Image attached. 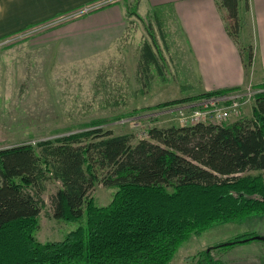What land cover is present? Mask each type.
Listing matches in <instances>:
<instances>
[{
    "label": "trees",
    "instance_id": "trees-1",
    "mask_svg": "<svg viewBox=\"0 0 264 264\" xmlns=\"http://www.w3.org/2000/svg\"><path fill=\"white\" fill-rule=\"evenodd\" d=\"M218 1L227 9L228 33L238 41L240 0ZM127 13L140 18L135 5ZM155 48V39L144 42L141 74L151 67L163 74ZM252 57L250 44L246 66H252ZM94 124L37 145L0 149V264H170L192 235L264 214V176L252 174L264 170V89L255 93L250 118L154 126L136 144L132 134L115 135L100 128L102 122ZM49 181L60 182L50 196L53 217L75 221L85 216L86 224L61 240L43 242L36 231ZM98 181L117 188L106 205L91 196ZM245 239L250 234L217 247Z\"/></svg>",
    "mask_w": 264,
    "mask_h": 264
},
{
    "label": "rangeland",
    "instance_id": "rangeland-1",
    "mask_svg": "<svg viewBox=\"0 0 264 264\" xmlns=\"http://www.w3.org/2000/svg\"><path fill=\"white\" fill-rule=\"evenodd\" d=\"M71 20L10 44L2 40L25 28L0 38V149L55 140L64 135L93 129L97 125L94 122H102L100 128L112 130L115 135L132 134V143L136 144L141 138L148 137L147 131L151 127L181 125L183 111L199 110L200 106L211 101L216 104L221 100V105L226 106L232 100H237V110L232 111L226 119L210 118L206 121L230 123L237 118H250L254 108L253 92L264 89V82L256 83L250 73V84L244 87L224 94L205 95L201 88V81L204 80H200L199 74L188 71L185 66L181 67L182 61L187 63V56L174 41L175 38L179 42V37L173 25L169 32L174 38L164 32V28L162 33L153 15L144 18L134 16L128 39L122 42V46H118L110 58L70 69L57 63L56 54L51 48L37 47L36 39L40 33ZM172 21L167 18L165 27ZM151 33L157 37L161 48L157 49L161 56L162 76L154 67L147 73L142 70L141 74L139 70L142 46L144 41H152ZM189 97L190 102L158 106L167 101ZM257 173L264 176V171L252 172ZM59 186L60 182L49 181L42 193L45 204L36 236L43 242L61 240L69 231L86 224L85 216L75 221L53 217L50 196ZM115 189V186H105L98 181L91 196L98 204L106 205L111 201ZM246 231L264 234V214L254 213L241 220L217 223L209 231L192 235L180 246L170 264H181L189 248L196 250L208 240L222 235L225 239L233 238Z\"/></svg>",
    "mask_w": 264,
    "mask_h": 264
},
{
    "label": "crops",
    "instance_id": "crops-1",
    "mask_svg": "<svg viewBox=\"0 0 264 264\" xmlns=\"http://www.w3.org/2000/svg\"><path fill=\"white\" fill-rule=\"evenodd\" d=\"M94 1L0 0V38ZM133 5L140 18L153 15L162 33L163 28L170 33L173 25L179 42L170 35L187 56V63L182 61L181 67L199 74L200 80H204L202 92L244 87L250 84V73L256 83L264 82V0H240L242 28L238 41L228 33L227 9L218 0H124L40 33L37 47L51 48L57 63L70 69L103 62L129 37L134 16L128 17L127 12ZM167 18L173 21L165 27ZM153 39L159 44L152 34ZM250 44L253 48L251 69L245 65ZM244 234H250L249 241L217 247ZM238 236L225 239L222 235L196 250L189 248L181 264H264V234L246 231Z\"/></svg>",
    "mask_w": 264,
    "mask_h": 264
},
{
    "label": "built area",
    "instance_id": "built-area-1",
    "mask_svg": "<svg viewBox=\"0 0 264 264\" xmlns=\"http://www.w3.org/2000/svg\"><path fill=\"white\" fill-rule=\"evenodd\" d=\"M118 1L120 0H96L94 2L85 4L84 6L74 11L68 12L57 18H54L48 22L38 24L25 30L19 31L15 34H12L4 38L2 42L7 44L16 42L19 39L27 38L54 25L77 18L84 14L91 13L107 5L117 3ZM253 93L255 94V92ZM221 102L222 101L220 100L215 104L213 101H211L210 103H205L203 106H200L199 110L193 111V109H189L187 111H183L184 115L180 117V124L184 126L193 125L198 123L199 121L206 122L210 118L216 120H224L230 115L232 111L237 110V107L239 106V102L237 100H232V102L226 106L221 105Z\"/></svg>",
    "mask_w": 264,
    "mask_h": 264
},
{
    "label": "water",
    "instance_id": "water-1",
    "mask_svg": "<svg viewBox=\"0 0 264 264\" xmlns=\"http://www.w3.org/2000/svg\"><path fill=\"white\" fill-rule=\"evenodd\" d=\"M257 238H259L260 236H256ZM253 238H255V237H253ZM243 241H246V239L245 240H243ZM230 243H232V242H230Z\"/></svg>",
    "mask_w": 264,
    "mask_h": 264
},
{
    "label": "bare ground",
    "instance_id": "bare-ground-1",
    "mask_svg": "<svg viewBox=\"0 0 264 264\" xmlns=\"http://www.w3.org/2000/svg\"><path fill=\"white\" fill-rule=\"evenodd\" d=\"M199 122H201V121H199Z\"/></svg>",
    "mask_w": 264,
    "mask_h": 264
}]
</instances>
